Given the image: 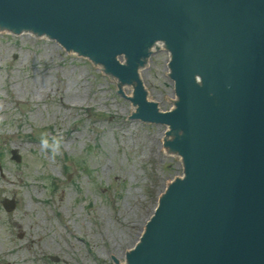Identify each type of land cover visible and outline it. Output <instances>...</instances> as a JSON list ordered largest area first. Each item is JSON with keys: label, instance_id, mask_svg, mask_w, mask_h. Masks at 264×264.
<instances>
[{"label": "water", "instance_id": "95a60500", "mask_svg": "<svg viewBox=\"0 0 264 264\" xmlns=\"http://www.w3.org/2000/svg\"><path fill=\"white\" fill-rule=\"evenodd\" d=\"M0 35L54 38L120 78L114 93L131 87L128 118L167 126L160 152L182 177L114 264H264V0H0ZM166 50L174 109L161 111L139 69Z\"/></svg>", "mask_w": 264, "mask_h": 264}, {"label": "rangeland", "instance_id": "374dc122", "mask_svg": "<svg viewBox=\"0 0 264 264\" xmlns=\"http://www.w3.org/2000/svg\"><path fill=\"white\" fill-rule=\"evenodd\" d=\"M168 56L140 69L161 111L175 96ZM114 82L54 38L0 35V264H114L182 177L177 155L160 152L167 126L128 118L131 87L114 93Z\"/></svg>", "mask_w": 264, "mask_h": 264}, {"label": "clouds", "instance_id": "9594fccd", "mask_svg": "<svg viewBox=\"0 0 264 264\" xmlns=\"http://www.w3.org/2000/svg\"><path fill=\"white\" fill-rule=\"evenodd\" d=\"M40 144H41V147L42 148H47V146H48V141H47V139H45L43 136L41 137V140H40ZM59 146H60V143L59 142H57V148H59ZM56 153V152H55ZM55 153H53V154H55Z\"/></svg>", "mask_w": 264, "mask_h": 264}, {"label": "bare ground", "instance_id": "6f19581e", "mask_svg": "<svg viewBox=\"0 0 264 264\" xmlns=\"http://www.w3.org/2000/svg\"><path fill=\"white\" fill-rule=\"evenodd\" d=\"M148 56H149V55H147V60H148ZM139 74H140V69H139ZM118 80H119V82H120V78H118ZM130 96H131V95H130ZM130 96H129V97H130Z\"/></svg>", "mask_w": 264, "mask_h": 264}]
</instances>
